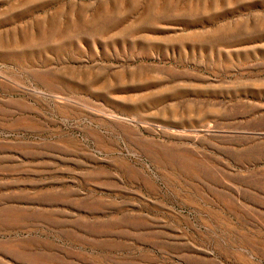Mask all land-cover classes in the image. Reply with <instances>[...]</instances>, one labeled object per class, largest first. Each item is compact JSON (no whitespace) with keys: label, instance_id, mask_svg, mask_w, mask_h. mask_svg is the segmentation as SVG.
<instances>
[{"label":"rangeland","instance_id":"obj_1","mask_svg":"<svg viewBox=\"0 0 264 264\" xmlns=\"http://www.w3.org/2000/svg\"><path fill=\"white\" fill-rule=\"evenodd\" d=\"M0 264H264V0H0Z\"/></svg>","mask_w":264,"mask_h":264}]
</instances>
